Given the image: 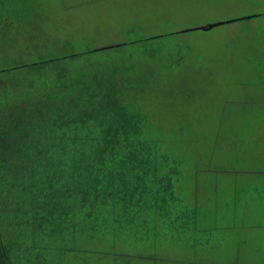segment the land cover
Segmentation results:
<instances>
[{
    "label": "trees",
    "instance_id": "obj_1",
    "mask_svg": "<svg viewBox=\"0 0 264 264\" xmlns=\"http://www.w3.org/2000/svg\"><path fill=\"white\" fill-rule=\"evenodd\" d=\"M66 1L0 0V264H264L233 202L199 187L215 167L184 166L147 108L159 86L175 94L163 72L185 50L130 40L137 21L97 47L62 21Z\"/></svg>",
    "mask_w": 264,
    "mask_h": 264
},
{
    "label": "rangeland",
    "instance_id": "obj_2",
    "mask_svg": "<svg viewBox=\"0 0 264 264\" xmlns=\"http://www.w3.org/2000/svg\"><path fill=\"white\" fill-rule=\"evenodd\" d=\"M66 2L73 6L59 12L62 21L78 35L96 36L97 47L123 41L118 32L137 21L142 27L130 40L163 36L165 57L185 50L177 71L163 72L171 76L175 94L162 100L161 90L167 87L159 86L147 108L165 133L172 129L179 136V144L168 147L184 158V166L215 167L212 179L199 175V187L233 202L230 211L240 213L248 226L236 234L246 239L241 246L245 257L264 260V177L246 173L264 164V58L259 56L264 16L232 20L263 11L264 0ZM132 47L127 50L137 52ZM163 63L160 59L154 65ZM236 164L244 173L235 174Z\"/></svg>",
    "mask_w": 264,
    "mask_h": 264
}]
</instances>
